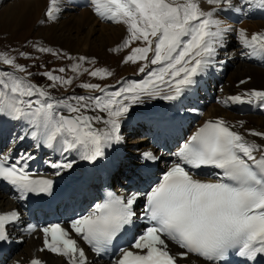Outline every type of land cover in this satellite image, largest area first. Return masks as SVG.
Here are the masks:
<instances>
[{"label":"snow or ice","instance_id":"obj_1","mask_svg":"<svg viewBox=\"0 0 264 264\" xmlns=\"http://www.w3.org/2000/svg\"><path fill=\"white\" fill-rule=\"evenodd\" d=\"M205 2L212 6L210 10L202 8L200 0H91L97 16L126 26L127 39L116 50L141 42L124 62L144 61L139 72L147 78L111 92L100 84L84 83L82 88L102 95L55 98L46 88L18 75L28 70L15 57L0 53V63L15 70L0 71V120L20 125L22 131L14 141L31 139L36 149H52L64 156L47 162L57 177L74 168L75 160L67 158L72 153L92 163L105 158L107 149L124 143L122 125L134 106L146 99L180 101L210 70L222 65L216 58L226 49L229 34L235 33L246 50L242 55L264 61V31L249 34L219 18L233 12L244 16L264 12V0ZM60 11L59 0H50L45 15L56 20ZM39 51L53 50L40 47ZM68 58L77 60L74 72L89 71L81 63L90 62L87 57ZM43 75L53 82L52 87L73 84V78L51 71ZM90 75L112 73L98 68ZM228 100L264 109V89H250ZM243 125L241 121L239 126ZM246 131L264 139V131ZM172 155L176 159L147 189L120 195L109 192L103 203L71 219L67 226L54 222L37 229L29 224L27 231H41L45 248L65 257L68 264H92L71 233L97 257L109 256L110 264H192L193 256L203 264H233L234 257L236 264H264V144L217 119L204 123ZM35 158L26 152L10 162L8 155H0V181L11 185L20 199L53 194L54 179L35 177L28 170V162ZM137 159L156 163L161 157L145 151ZM20 221L17 210L0 212V242L10 239L8 227ZM124 237H129L125 244L114 248ZM31 264L43 262L33 259Z\"/></svg>","mask_w":264,"mask_h":264},{"label":"bare ground","instance_id":"obj_2","mask_svg":"<svg viewBox=\"0 0 264 264\" xmlns=\"http://www.w3.org/2000/svg\"><path fill=\"white\" fill-rule=\"evenodd\" d=\"M69 1L59 0L61 11L58 19L50 20L45 15L50 0H10L6 10H3L4 16H0V19L7 22L6 28L11 34L19 31L30 20L39 22L40 19L41 22L47 25L40 31L42 36L40 43L54 49L64 50L66 55L72 54L73 58L87 57L90 62L81 63H83L84 68L88 69L102 68L109 64L121 62V58H124L127 52H130L135 46H141V42L135 41L127 48L116 50L127 39L126 26L97 16L91 6V0H73L74 2L71 3L77 8L76 11L73 10L72 12L66 8ZM200 2L201 7L205 10H210L212 7L205 0H200ZM253 13L258 16V21L250 20L248 22L246 20L238 25L230 14H221L219 18L236 29H246L249 34L264 31L263 12ZM244 51L246 50L239 44L236 34H229L226 49L222 50L216 58L218 61L223 62L222 65H217L216 68L209 71L208 75L202 77L190 95L183 97L180 101L146 99L143 105L133 107L130 113H134V116H132L133 114L130 115L129 119H126L122 125L124 143L114 146L106 153L114 157V166L120 165L122 168L128 169L133 167L132 173L135 177L137 176L136 172L142 170V168L135 167L136 163H140L137 158L142 152L152 151L161 159L153 163L157 167L154 172H151V167L145 171L146 177L149 179L146 184L141 182L136 187L130 186V189L133 188V191L147 189L148 185L153 183L158 176H161L168 165L175 160L172 153L177 149L173 148L176 141L178 145L184 142L207 120L223 119L235 126V130L246 135L249 140L264 144V139L253 137L246 131L249 129L264 131V109L256 104H241L228 100L229 97L242 94L250 89H264V61L246 57L241 54ZM225 55L229 57L226 58ZM76 63L77 60L73 59V64ZM77 74L81 75V72ZM241 80H245L247 83L240 84ZM225 101H228V103H225ZM164 103L167 104L166 109L161 107ZM150 107H155L154 116L157 118V122L151 121L146 113V110ZM193 108L196 111H192ZM136 111L139 112L135 113ZM177 112L180 114L174 116V113ZM92 114L90 112V115ZM101 115L103 114L101 113ZM160 119L162 120L159 121ZM241 121L244 122L242 128L239 126ZM0 123L11 124L13 122L2 119ZM18 127L20 125L15 123L12 130L8 132L0 131V150L7 152L5 155L11 158L13 155L10 152L13 151L30 152L37 158L38 162H41L44 156L53 151L47 148L36 149L31 139H26L22 143L14 141V136L22 131ZM99 127H103V125H99ZM126 129L127 131H125ZM126 133L136 134L130 145L125 141ZM124 144L127 145L126 149L123 146ZM124 149L125 151H122ZM73 156H75V153L67 158L76 160L75 167H79L80 164L84 163L79 158H72ZM205 171L210 172L211 169ZM135 180L137 181L136 178ZM116 181L122 187L127 186L123 183L121 177H116ZM84 196L89 197L87 194H84ZM22 206L23 199H20L18 194L0 190V212L13 210L20 212L23 210ZM30 223L34 224L35 220H31ZM28 225L29 222L23 219V226L27 227ZM45 225L47 223L42 221L36 227L40 229ZM23 238V244L19 252L15 250L14 253L6 255L4 259H0V264H31L33 257H39L38 259L43 264H68L66 258L45 248L43 235L38 230L30 232V236L24 234ZM41 249L44 250L41 251ZM84 249L92 264H110V262L98 260L89 254L86 248ZM191 261L192 264H203L202 260L194 256L191 257Z\"/></svg>","mask_w":264,"mask_h":264},{"label":"rangeland","instance_id":"obj_3","mask_svg":"<svg viewBox=\"0 0 264 264\" xmlns=\"http://www.w3.org/2000/svg\"><path fill=\"white\" fill-rule=\"evenodd\" d=\"M70 0L67 3V10L76 11L77 6L73 5ZM10 3V0H0V16H4V11L6 10L7 5ZM73 5V6H72ZM5 9V10H4ZM83 9V8H82ZM4 10V11H3ZM47 11V10H46ZM45 11V13H46ZM65 13V11L63 10ZM253 13L245 16L248 19V22L253 19ZM31 21V20H30ZM29 21V22H30ZM253 21V20H252ZM27 23L25 26H22L19 31L16 33H9L6 28L7 22L3 19H0V53H7L10 57H15L16 62L18 64L24 65L27 68V72L18 73L20 76L28 77V79L41 87L46 88L50 94L55 98H64L69 96H79V95H88L89 89H84L80 85L84 83L89 84H100L102 88H107L108 91H115L121 87H125L126 85H130L129 82L132 81H141L136 79H131L134 76L141 77L144 73L139 72V69L136 68L141 63L144 64V61H138L137 63L128 62L125 63L124 59L127 55L131 53L127 52L124 58H121V62H116L114 64H109L102 68L108 69L112 75L105 77H93L90 75V72L98 69H88V72H83L81 70V75L77 74L72 70L73 59H69L68 57H73V55H66L65 51L51 48V46H44L41 42V29L47 27L43 22L40 21H31ZM39 25V26H38ZM245 25V24H244ZM42 27V28H41ZM46 32V31H45ZM45 37V36H44ZM45 39V38H43ZM50 48L52 52H40L39 48ZM137 47V46H135ZM21 53H25V56H22ZM56 53V54H53ZM151 55V54H150ZM228 58V55H225ZM242 61V60H241ZM244 62V61H243ZM0 71H9L14 72L15 70L11 68L9 65H5L0 63ZM60 68H65L66 71L61 73L58 71ZM53 72V75L63 76L65 78H73V84L70 86H64L57 84L55 87H52V81L48 80L46 76L43 75L45 72ZM29 73L31 75L29 76ZM78 75V76H77ZM146 77V75H145ZM144 77V79H146ZM129 79H131L129 81ZM129 81V82H128ZM128 83V84H127ZM98 92V91H94ZM35 99V97H33ZM126 128V127H124ZM127 131V129L125 130ZM131 132V129H130ZM125 140L128 141V145L132 144L135 135H131L129 133L125 134ZM138 136V135H137ZM132 141V142H131ZM136 143V142H135ZM148 143V142H147ZM123 144V143H122ZM125 149L127 145H123ZM122 150V151H125Z\"/></svg>","mask_w":264,"mask_h":264}]
</instances>
